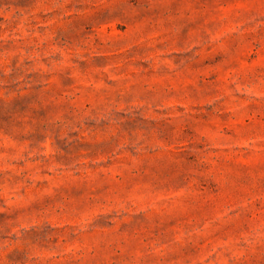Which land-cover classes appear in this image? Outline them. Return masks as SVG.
Segmentation results:
<instances>
[{
  "label": "rangeland",
  "instance_id": "obj_1",
  "mask_svg": "<svg viewBox=\"0 0 264 264\" xmlns=\"http://www.w3.org/2000/svg\"><path fill=\"white\" fill-rule=\"evenodd\" d=\"M0 264H264V0H0Z\"/></svg>",
  "mask_w": 264,
  "mask_h": 264
}]
</instances>
